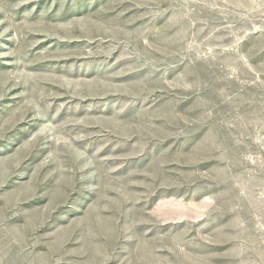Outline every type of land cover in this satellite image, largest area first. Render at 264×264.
I'll return each mask as SVG.
<instances>
[{"label": "rangeland", "instance_id": "1", "mask_svg": "<svg viewBox=\"0 0 264 264\" xmlns=\"http://www.w3.org/2000/svg\"><path fill=\"white\" fill-rule=\"evenodd\" d=\"M0 264H264V0H0Z\"/></svg>", "mask_w": 264, "mask_h": 264}]
</instances>
